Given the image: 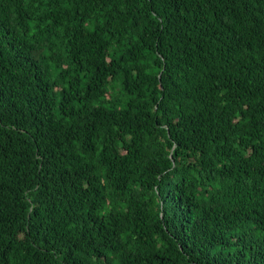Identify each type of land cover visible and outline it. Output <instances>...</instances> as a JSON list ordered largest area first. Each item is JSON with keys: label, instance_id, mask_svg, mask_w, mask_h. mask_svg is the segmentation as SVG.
<instances>
[{"label": "trees", "instance_id": "trees-1", "mask_svg": "<svg viewBox=\"0 0 264 264\" xmlns=\"http://www.w3.org/2000/svg\"><path fill=\"white\" fill-rule=\"evenodd\" d=\"M0 264H264V0H0Z\"/></svg>", "mask_w": 264, "mask_h": 264}]
</instances>
